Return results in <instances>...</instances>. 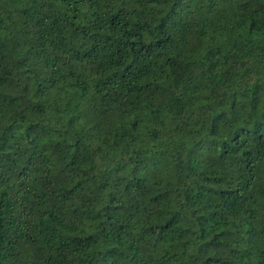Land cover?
<instances>
[{"label":"trees","instance_id":"16d2710c","mask_svg":"<svg viewBox=\"0 0 264 264\" xmlns=\"http://www.w3.org/2000/svg\"><path fill=\"white\" fill-rule=\"evenodd\" d=\"M0 264H264V0H0Z\"/></svg>","mask_w":264,"mask_h":264}]
</instances>
